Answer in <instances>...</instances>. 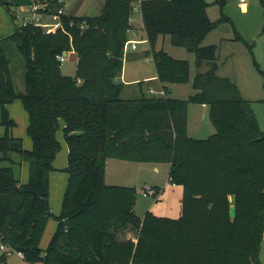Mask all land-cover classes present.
I'll return each mask as SVG.
<instances>
[{
    "label": "trees",
    "instance_id": "1",
    "mask_svg": "<svg viewBox=\"0 0 264 264\" xmlns=\"http://www.w3.org/2000/svg\"><path fill=\"white\" fill-rule=\"evenodd\" d=\"M51 1L53 9L62 7ZM137 2L106 0L97 18L62 16L63 28L29 23L0 40V125L5 129L0 239L41 264H263L264 132L252 101L219 75L218 46L205 45L218 27L208 15L209 4L142 1L150 46L143 52L151 53L167 94H151L144 80L137 83L139 96L123 98L129 86L120 77ZM161 37L195 56L194 93L188 98L172 97L171 89L189 81L190 62L158 49ZM70 52L78 57L76 77L65 75L58 59ZM14 53L24 64L21 89L14 82ZM17 100L29 118L32 150L14 136L17 123L9 106ZM191 103L210 108L211 137L189 135ZM59 130L69 148L68 186L57 231L43 250L41 240L53 216L50 189L62 148ZM110 159L170 164L169 177L184 187L182 216L148 213L141 219L134 211L136 188L106 184ZM24 162L30 165L27 183L21 180ZM130 226L137 236L120 240Z\"/></svg>",
    "mask_w": 264,
    "mask_h": 264
},
{
    "label": "rangeland",
    "instance_id": "2",
    "mask_svg": "<svg viewBox=\"0 0 264 264\" xmlns=\"http://www.w3.org/2000/svg\"><path fill=\"white\" fill-rule=\"evenodd\" d=\"M16 1L20 0H0V40L13 34L17 28L24 25L25 19L32 20L35 15L33 8L35 6L34 0H31L30 4L27 5ZM206 1L209 4L207 12L210 19L218 23V27L208 34L206 46H218L220 53L219 75L234 81L238 85L242 95L252 101L261 130L264 132V0H247V8L245 10L241 7V0ZM61 3L64 14H58L57 10L59 7L55 8V12L46 11V13H41L39 16L42 23L56 25L61 22L62 16L66 18L76 16L90 18L93 11L97 14L103 11L106 0H63ZM131 18L133 23V26L131 25L132 32L136 34V36H132V39L145 38V31L142 28V15L135 13ZM159 46L171 56L190 62L191 73L189 81L186 84L178 85L171 89L172 97L188 98L194 93L192 86L194 74L196 73L195 56L184 48L173 46L168 37L158 42L157 48L161 49ZM145 49L150 50L149 43L138 44L136 49L131 47L128 52L129 58H126L124 78L121 81L132 87L125 89L123 98H135L139 96L140 88L137 83L144 81L146 77L156 74L151 53L150 55L144 54L143 51ZM12 56L14 59V82L17 88L21 89L23 85L22 74L24 64L18 54L14 53ZM134 56H138V58L133 59ZM76 69L75 58L73 54H69L62 63V71L65 75L76 77ZM158 83L147 80L144 88L147 89L148 85L152 84L149 87H153L154 90L159 92L161 89H159ZM17 101L15 105L13 104L15 107L17 106ZM16 114L14 120L17 123L15 129L18 137L23 140L24 145L26 144L29 146V149H32L33 142L26 132L27 117L23 116L20 111ZM188 122L189 132L191 131L197 139H207L215 133V127L211 121L210 108L208 106L191 103L189 105ZM4 135L5 129L0 125V136ZM57 136L62 148L57 155L56 164L58 166H56L61 169H58V171L51 175L50 205L53 216L50 218L41 240L40 246L45 249L48 248L53 235L57 231L58 217L62 213L64 194L68 186V174L64 171L67 165V143L63 139L62 130L58 131ZM124 164H126V167ZM25 167L27 168L26 172ZM22 168L21 176L25 174L26 179L29 180V164L24 163ZM169 171L170 164L168 163H134L112 159L106 170L105 182L108 185L136 188L137 197L134 211L141 219H144L148 213H152L160 218L179 219L182 216L184 187L168 183ZM120 176L123 177L120 178ZM146 186L158 188L162 190V194L158 199L155 196L144 197L143 190ZM136 236V230L130 226L124 233L120 234L119 239L127 241ZM2 245L3 243L0 239V264H41L21 258L18 254L19 252L11 246L6 245V250H2ZM260 259L264 264V240Z\"/></svg>",
    "mask_w": 264,
    "mask_h": 264
},
{
    "label": "built area",
    "instance_id": "3",
    "mask_svg": "<svg viewBox=\"0 0 264 264\" xmlns=\"http://www.w3.org/2000/svg\"><path fill=\"white\" fill-rule=\"evenodd\" d=\"M142 1L143 0H138L137 3L134 4L133 7V12L134 13H140L142 14ZM59 3L63 2V0H58ZM35 6L34 11H35V15L32 18V20H28L25 19L24 25H27L29 23H36L37 25H41L43 27H52V28H63L62 22L53 25V24H44L41 21V18L39 16V14H41V10L43 9L46 13V11H52L55 12L56 10L52 8V1L51 0H34ZM62 4V3H61ZM241 7L245 10L247 8V0H241ZM59 15H63L64 14V10L62 7H59L57 10ZM133 13V14H134ZM130 40L126 43L125 46V50L126 52H129L130 48L133 47V49H136L138 44H146L148 43V40L146 38H141V39H132V35L136 36V34L134 32H132V30H130ZM132 34V35H131ZM134 51V50H133ZM66 55L65 54H61L58 56V59L61 61V63H63V61L65 60ZM149 92L151 94H154L158 97H165L166 96V91L164 89H161L159 92H157L156 90H154L153 88H149ZM168 183H173V179L171 177H169V182ZM144 193V197H150V196H155V198H158V194H159V190L158 188H154L153 186H147L144 188L143 190ZM6 245H2L1 249L2 250H6ZM19 256L21 258L25 259V256L23 253H18Z\"/></svg>",
    "mask_w": 264,
    "mask_h": 264
},
{
    "label": "crops",
    "instance_id": "4",
    "mask_svg": "<svg viewBox=\"0 0 264 264\" xmlns=\"http://www.w3.org/2000/svg\"><path fill=\"white\" fill-rule=\"evenodd\" d=\"M16 2H18V3H20V4H30V2H31V0H24L23 2H22V0H20V1H16ZM15 2V3H16ZM6 3V2H5ZM11 4V3H10ZM19 4V5H20ZM135 14V13H134ZM133 14V15H134ZM132 15V16H133ZM142 15V14H141ZM143 21V20H142ZM130 23H131V25L133 26V23H132V18H131V20H130ZM51 24V23H50ZM143 28V27H142ZM131 30H132V28H131ZM136 32V31H135ZM137 33V32H136ZM132 35V34H131ZM133 36V35H132ZM165 38H167V37H161L160 38V40L161 39H165ZM169 38V37H168ZM170 39V38H169ZM159 40V41H160ZM160 45V44H159ZM205 45H206V41H205ZM160 47V46H159ZM161 48V47H160ZM69 54L71 55V54H73V56H74V58H75V61H76V64L78 63V57H77V55L74 53V52H70V53H67V56H69ZM135 57V56H134ZM133 57V59H135ZM195 75H196V73L194 74V78H195ZM123 78H124V72H123V74H122V76L120 77V80L122 79L123 80ZM150 79H153V80H150ZM144 80V79H143ZM147 80H149V82H153V83H156V82H159L158 84H159V86H160V88L159 89H164L163 87V85L161 84V82L157 79V77L155 76V74L153 75V76H151V77H146L145 78V81H147ZM134 82V81H133ZM136 82V81H135ZM152 86V84H150V87ZM132 86H129V89L131 88ZM153 88V87H152ZM165 90V89H164ZM16 103V102H15ZM15 103H14V105H15ZM13 104L12 105H10L9 106V111H10V114H11V117L14 119V117H16V113H18V111H20L22 114H23V116L25 115L26 117H27V127H28V125H29V118H28V115H27V113L24 111V109H23V106H22V103L18 100L17 101V106L15 107ZM204 106H206L207 107V105H204ZM15 107V108H14ZM189 131V130H188ZM26 132H27V128H26ZM62 135H63V133H62ZM189 135L191 136V137H194L195 138V136L192 134V132L190 131L189 132ZM14 136L15 137H17V138H20V137H18V134H17V131H16V129H14ZM20 136V135H19ZM58 137V136H57ZM31 139V138H30ZM63 139H64V136H63ZM58 140H59V137H58ZM66 153H67V165H66V167L68 166V154H69V148H68V145L66 144ZM24 148L25 149H27V150H32V149H29V146H27L26 144L24 145ZM112 159H110V160H108L107 161V165H106V170L108 169V167H109V165H110V161H111ZM24 163H27V164H29L28 162H24ZM23 163V164H24ZM58 166V164H56V161H55V167L57 168V169H61L60 167H57ZM124 166L126 167V164H124ZM23 167V166H22ZM65 167V168H66ZM23 169V168H22ZM64 169V168H63ZM27 171V168L25 167V172ZM29 174H30V165H29ZM106 175H107V173H106ZM117 177V176H116ZM123 176H120V178H122ZM27 177H26V175L25 174H22V176H21V180H22V182L23 183H27L29 180L28 179H26ZM147 187V186H146ZM159 190V194H158V196H160L161 194H162V190H160V189H158ZM159 198V197H158ZM157 198V199H158ZM42 248V247H41ZM43 250H46L45 248H42Z\"/></svg>",
    "mask_w": 264,
    "mask_h": 264
},
{
    "label": "water",
    "instance_id": "5",
    "mask_svg": "<svg viewBox=\"0 0 264 264\" xmlns=\"http://www.w3.org/2000/svg\"><path fill=\"white\" fill-rule=\"evenodd\" d=\"M91 17L92 18H97L98 14L95 11H93ZM65 55L67 56V53H65ZM230 214H231L232 218H234L236 216V206H232L231 207V213Z\"/></svg>",
    "mask_w": 264,
    "mask_h": 264
}]
</instances>
